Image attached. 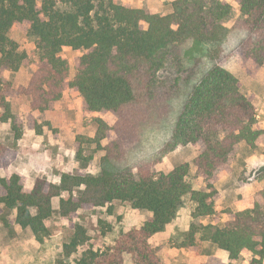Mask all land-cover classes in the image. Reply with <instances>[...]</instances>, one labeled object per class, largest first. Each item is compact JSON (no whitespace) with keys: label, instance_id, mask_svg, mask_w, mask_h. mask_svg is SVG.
Here are the masks:
<instances>
[{"label":"trees","instance_id":"trees-1","mask_svg":"<svg viewBox=\"0 0 264 264\" xmlns=\"http://www.w3.org/2000/svg\"><path fill=\"white\" fill-rule=\"evenodd\" d=\"M170 1L172 11L164 14L123 0H0V121L11 120L16 140L26 127L42 134L51 127L44 114L68 92L81 98L83 117L96 125L93 137L76 142V158L86 160L88 144L105 151L98 174L63 172L59 182L38 176L29 187L27 176L8 171L17 149L0 142V173L6 171L0 205L15 209V222L41 240L59 197L58 217L73 229L63 245L66 256L90 239L74 220L80 209L110 208L120 200L151 212L104 249L84 251L76 264H124L126 257L133 264H169L152 238L174 220L187 195L194 206L181 246L199 253L202 238L229 252L228 261L212 256L200 264H233L245 254L264 260V169L249 206L228 208L223 225L202 221H220L216 183L233 172L240 144L256 149L264 135L254 96L224 66L235 57L252 76L264 66V0H235L240 16L231 25L230 0ZM14 27L35 36L39 51L28 84L18 87L4 72L29 66L30 58L9 36ZM67 47L81 52L73 69L63 55ZM10 97H27L39 116L19 117ZM189 144L199 150L192 164L157 170ZM192 166L205 190L188 180Z\"/></svg>","mask_w":264,"mask_h":264},{"label":"rangeland","instance_id":"rangeland-1","mask_svg":"<svg viewBox=\"0 0 264 264\" xmlns=\"http://www.w3.org/2000/svg\"><path fill=\"white\" fill-rule=\"evenodd\" d=\"M170 2V0L163 1V7L160 10L162 13L165 14L172 11ZM230 3L233 9L229 19L226 21L227 25L233 24L240 16L238 3L235 0H230ZM135 4L143 7L148 5L144 1L135 2ZM9 36L18 42L20 50L26 51L29 55L30 65L22 66L21 68L29 73L31 70L36 69L39 51L36 46L35 36L20 27L12 28ZM63 55L69 59L73 69L75 59L81 55V52L67 47L63 50ZM224 66L230 68L231 72L234 71V74L240 79L242 91L247 95L254 96L257 114L260 116V120H264V66L254 76L243 71L235 57L229 58L224 63ZM24 98H26L25 104L30 103L27 97H10L9 101ZM77 98L79 97H70V99L75 100L67 105V114L70 117L69 121L71 120L70 124L73 126L71 134L66 133L64 135L65 146L68 149L60 150L56 145L46 142V144H38L39 148H34L30 152L32 158L38 163H52L51 157H54V154L58 153L62 166L61 168L55 167L57 175L63 173L62 169H65V172L82 175L98 174L100 159L105 154V151L96 148L95 144H88L85 145L84 151L86 160H78L76 158V142L80 137H93L96 131V125L92 122L91 117H83L82 110L80 111L81 101L78 102ZM22 112V114H15L24 119L30 114L26 113L24 109ZM50 129L52 133H55V130L58 131L53 126ZM103 144H107V140H104ZM244 145L248 146L246 143ZM244 148L239 146L234 153L232 159L233 172L224 175H230V181H222L220 189L217 187L219 196L216 210L217 214L221 217L220 221L216 222L213 216H207L202 218L204 224L223 225L228 218L225 213L228 208H243L252 203L257 188L255 178L264 169V135L260 137L259 145L256 149L250 147L248 149ZM198 153V147L189 144L168 155L165 161L157 167V170L159 172L168 171L184 162L192 164ZM57 158H54V160ZM241 159H245V161ZM38 176L47 177L49 180L56 182L60 181V176H55V174L44 170L41 173H36L35 176H31V178L27 176V186L32 187ZM188 180L193 183L195 188L206 189L204 178L196 176L193 166ZM226 199L229 200L226 201ZM58 200L59 198H56L55 202H58ZM193 206L194 203L190 196H185L174 220L164 231L152 238L154 245L162 246V255L169 264H200L209 257L217 256L216 250L219 247L208 239L202 240V238H198L201 246L199 253L181 246L190 230ZM110 208L108 206L95 207L92 209H80L78 211V216L74 220L86 227L90 239L81 245L75 254L66 256L63 252V245L69 242L73 229L70 228L69 220L58 217V207L55 209L54 215L47 220L48 233L39 240L31 229H23L15 222V209L0 205V264H76L77 259L84 251L90 248L95 250L104 249L107 245L112 244L123 231L139 226L151 215L149 211L135 208L129 201L116 200L110 205ZM258 259L257 255L245 254L241 255L233 264H264V260L259 262ZM124 264L133 263L129 257H126Z\"/></svg>","mask_w":264,"mask_h":264},{"label":"crops","instance_id":"crops-1","mask_svg":"<svg viewBox=\"0 0 264 264\" xmlns=\"http://www.w3.org/2000/svg\"><path fill=\"white\" fill-rule=\"evenodd\" d=\"M125 1L131 2L136 7H143V6L136 5L135 2L144 1L146 4H148L146 5L147 7H156L157 9L161 10V8L163 7L164 0H125ZM227 69L231 71L230 68L227 67ZM232 72L234 73V71ZM4 75L6 78L11 79V81L16 86L27 85L30 80V73L26 72L22 68H20L17 72H11V71L6 70L4 72ZM25 99L26 98L11 100L10 102L12 106V111L14 113L22 114L23 113L22 111L24 109L26 113H32L35 117H38L39 112L32 110L30 107V103L25 104ZM74 100L70 99L69 94L66 92L64 96L62 97V99L56 103L54 110L46 112L44 114L45 119L51 123V126H53L55 129H58V131L55 130V133H52L51 132L52 130L50 129L51 127L49 128L48 126L44 127V132L42 134H38L36 133L34 129H30L26 127L24 129V133L22 137L16 140L14 137V133L12 131L11 120L4 121V122L0 121V142L17 149V157L15 161L9 166L8 168L9 172H18V173H21L31 178V176L33 175L35 176L36 173H41V171L45 170L51 174H55V176H60L55 173L56 172L55 167L61 168L62 166L60 155H58V153L54 154L55 156L51 157V159L49 158L52 161V163H49V162L38 163L32 158L30 152H32L34 148H39V145L46 144V142L47 143L50 142L53 145H56V147H58L60 150L68 149L65 146L66 141H65L64 135L66 133L71 134V128L73 126L70 124L71 120L69 121L70 117H68V114H67V105L69 103H72V101ZM77 101L78 102L81 101V98H77ZM81 110L82 108H80V111ZM1 112H2V109L0 107V113ZM258 120H259L260 126L264 128V120H260L259 115H258ZM240 146L243 149H245L244 147H246L247 149L249 147V146L244 145V143H241ZM56 157L58 158L54 160V158ZM241 160L245 161V159H241ZM61 171L65 172V169H62ZM5 174H6L5 170H2L0 173L1 176H5ZM229 177L230 175H226L222 177V179H220V181L217 183V187L220 189V184L222 181H225V180L226 182L230 181ZM56 198H59V197H55L53 199L54 210L57 207H59L60 198L58 202H55ZM227 200L229 199H226V201ZM159 233L155 235H158ZM216 255L221 257L224 261H228L229 252L227 250L218 248L216 250Z\"/></svg>","mask_w":264,"mask_h":264}]
</instances>
